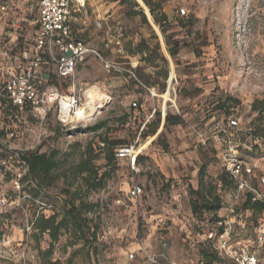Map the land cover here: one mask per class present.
<instances>
[{
  "label": "rangeland",
  "instance_id": "1",
  "mask_svg": "<svg viewBox=\"0 0 264 264\" xmlns=\"http://www.w3.org/2000/svg\"><path fill=\"white\" fill-rule=\"evenodd\" d=\"M135 1L137 5L84 0L72 13L70 25L76 37L132 72L107 71L94 55L78 67L77 87H92L101 98L93 122L67 131L52 111L39 123L26 109L0 101V161H8L6 166L0 163V264H147L143 249L166 264H202V249L210 251L215 242L207 233L221 231L217 222L223 219L231 221L229 245L254 251L264 264V242L257 241L258 232L264 230L263 215L243 209L244 195L234 198L232 185L217 183L222 146L213 126L236 118L240 139L248 146L241 154L258 162L257 175H264V0H160L166 15L164 33L148 8ZM9 7L13 20L0 24V50L8 46L11 54L18 55L31 42L34 11ZM165 36L178 41L176 55H170ZM172 67L175 78L169 85ZM42 74L46 85H61L67 92V83L56 79L52 65ZM167 90L173 102H165L163 111ZM253 101L260 102L256 109ZM153 108L152 124L138 140L137 146L143 144L140 160L132 164L114 156L108 163L103 137L133 143ZM166 112L180 114L182 122L163 126ZM94 123L101 126L94 131L79 129ZM154 124L157 131L150 135ZM193 129L208 142L199 143ZM9 130H15L16 137L9 138ZM53 149L58 150L60 165L52 183L37 188L35 179L22 178L20 189L15 188V173L23 171L19 154ZM84 149H92L98 173L106 174L100 188H86L70 173ZM202 164L204 179L217 183L223 208L217 216L195 215L191 210L195 197L191 190L197 188ZM252 182L264 192L257 176ZM134 184L141 188L138 198L130 196ZM36 198L51 203L52 213L39 210ZM70 202L84 204L79 211L84 225L62 228L51 251L45 252L50 238L39 235L32 224L39 215L67 217ZM221 260L236 264L228 257Z\"/></svg>",
  "mask_w": 264,
  "mask_h": 264
},
{
  "label": "built area",
  "instance_id": "2",
  "mask_svg": "<svg viewBox=\"0 0 264 264\" xmlns=\"http://www.w3.org/2000/svg\"><path fill=\"white\" fill-rule=\"evenodd\" d=\"M9 1L1 0V14L8 12ZM27 2L28 11H34L32 18L33 36L31 42L20 51L19 56L14 57L13 55L16 63L10 70H6L0 79V101L6 99L8 103L17 109H26L39 123L44 122L51 111L54 112L57 122L63 126L73 128L77 124L93 122L97 114L94 116H81L88 108L85 101L87 89L81 90L76 85L77 66L84 63L89 56L94 55L101 60L107 71L127 70L131 74L132 72L125 69L119 62L104 59L97 50L86 42L72 36L70 25L73 11L72 0H27ZM76 3L79 7H82L84 0H76ZM179 10L182 14H185L184 8L181 7ZM49 65L53 66L56 79L67 83V92L58 89L57 86L45 84L46 81L43 80L42 71ZM173 78H175V75H173ZM153 90L149 89L150 93L155 95L156 93ZM99 100L101 99L94 101V107L100 106ZM132 104L135 105L136 103L132 102ZM154 112L155 109L153 108L149 118ZM147 120L148 118L144 121L133 143L116 148L115 155L117 158H127L134 164L136 156L141 150L137 146L140 131ZM213 126L218 133L216 141L222 146L220 151L222 169L230 175L234 185L233 197L238 198L244 193H249L252 200L264 201V192H261L252 182L253 178L257 176L260 183L264 185V175H257L260 171V165L254 160H248L241 154V149L248 148V146L245 141L240 139L239 121L236 118L229 117L226 125L217 122ZM193 132L197 135L199 142H205L206 138L203 133L196 129H193ZM7 136L9 138L16 137L15 130H9ZM18 161L23 167V171H16L13 184L15 188L20 189V182L27 170V165L20 154ZM0 163L6 166L8 161L3 158ZM140 193L141 188L136 184L132 185L130 196L138 198ZM34 200L37 208L43 213H52L53 206L51 203L39 198ZM217 223L222 225V230L219 232L208 231L207 238L215 240L214 249L220 257H228L236 264H259L258 256L254 251L248 249L237 250L229 245L230 220L223 219ZM257 241L259 245L263 244L264 230L258 232ZM142 254L147 264H166L156 255L144 249Z\"/></svg>",
  "mask_w": 264,
  "mask_h": 264
},
{
  "label": "trees",
  "instance_id": "3",
  "mask_svg": "<svg viewBox=\"0 0 264 264\" xmlns=\"http://www.w3.org/2000/svg\"><path fill=\"white\" fill-rule=\"evenodd\" d=\"M122 3H133L136 4L135 0H118ZM141 1V0H140ZM141 3L143 6L148 8V11L153 19V21L159 25L161 31L164 33L165 29L162 27V22L165 20V13L162 11V5L160 0H142ZM145 4V5H144ZM136 11H132V14H136ZM141 18L147 21L146 14L143 9H140ZM165 44L168 48V51L171 56H174L178 52V41H171L169 36H165ZM159 46V42L155 43V47ZM145 49L148 50V46H145ZM20 53V52H19ZM18 55H14L17 57ZM17 61H19L17 59ZM260 103L259 101H253L252 107L256 109V103ZM15 107V106H14ZM16 108V107H15ZM155 114V112H154ZM154 114L150 117L152 118ZM159 114V113H158ZM148 119L142 130L140 131V136L146 135L144 128L151 126V119ZM182 122V117L180 114H172L170 112H166L164 116L163 126L171 125V124H179ZM59 125H61L58 122ZM63 126V125H62ZM101 126V123H94L91 126H87L85 130H97ZM67 131H73L74 128H70L68 126H64ZM67 127V128H66ZM78 128V127H76ZM157 125L154 124L151 127V131L148 132L150 135H154L157 131ZM147 130V129H146ZM162 131L157 135L159 136ZM139 136V137H140ZM199 142V141H198ZM208 139L205 140L204 143L199 142L201 144H206ZM102 143L107 146L106 151L104 152V158L108 163H110L115 155L116 147L119 145H127L120 144V141L115 139H109L108 137H103ZM130 144V143H128ZM217 152V148L215 149ZM58 150L53 149L50 152H39L33 151L29 153H21L20 157L23 158L27 165V170L23 176V178H31L36 180V187L39 186H48L52 183L55 178L54 170L58 168L60 165V161L57 158ZM117 158V157H116ZM141 158V155L138 153L135 161L138 162ZM96 159V155L93 153L92 149H84L79 157L78 161L73 163L70 167V173L79 177L82 183L89 189H97L102 187L106 174L98 173V169L95 166L94 160ZM120 159V158H118ZM204 164H202L198 170V182L197 188L192 189L191 192L195 195L194 198L191 199V210L195 215H201L204 212L212 213L214 216H217V211L222 208V201L220 195L217 193V183L219 182L222 186L229 185L233 186L232 179L230 175L222 169L216 179L217 183H212L211 181H206L203 177L204 174ZM244 201L242 203L243 209H248L251 211H257L258 213H262L263 218L262 221L264 223V201L252 200V196L249 193H244ZM84 206L83 203H79L75 205L74 202L69 203V207L65 210L66 216H63L60 219H56L54 215H39L34 223L32 224L33 229L37 230L39 235L46 233L50 238V244L48 249L45 252H50L53 246V242L57 240L60 230L69 226V224L76 225L81 229V226L84 225L83 218L81 217L79 211ZM201 256L203 258L202 264H221V257L217 254V251L212 247L210 251H206L202 249ZM259 259V264H262Z\"/></svg>",
  "mask_w": 264,
  "mask_h": 264
},
{
  "label": "crops",
  "instance_id": "4",
  "mask_svg": "<svg viewBox=\"0 0 264 264\" xmlns=\"http://www.w3.org/2000/svg\"><path fill=\"white\" fill-rule=\"evenodd\" d=\"M142 1V0H141ZM0 2H1V0H0ZM19 2L21 3V5L19 4ZM9 5L10 6H21V7H23V6H25V9H27L28 10V2H27V0H10L9 1V3H8V12H6V13H4V14H1L0 13V15H1V18H2V22H0V24L1 23H5V22H9V21H12L13 20V18H12V16H13V13H12V9H13V7L12 8H10L9 7ZM72 6H76L75 7V9H74V7H73V11H75L76 9L77 10H79V6H78V4L76 3V5H73L72 4ZM73 11H72V13H73ZM33 32H34V29H33ZM71 33H72V36L74 37V38H77V39H81V38H79V37H76L74 34H73V32H72V28H71ZM81 40H83V39H81ZM84 41V40H83ZM85 42V41H84ZM10 44V43H9ZM11 45V44H10ZM11 49V48H10ZM10 49H9V47L7 46V48L6 49H4V50H0V79L3 77V75H4V73L6 72V70H10L12 67H13V65H14V63H16V61L13 59V54H11L10 53ZM9 50V51H8ZM5 53H6V55H5ZM89 58V57H88ZM87 58V59H88ZM86 59V60H87ZM86 60H85V62H86ZM84 62V63H85ZM84 63H82V64H84ZM82 64H79L78 66H77V69H78V67L80 66V65H82ZM134 64H137V61H135L134 62ZM77 69H76V71H77ZM42 76H43V74H42ZM45 78H47V77H45ZM48 79V78H47ZM60 90H62V88H61V85H59V86H57ZM63 91V90H62ZM221 209H223V208H221Z\"/></svg>",
  "mask_w": 264,
  "mask_h": 264
},
{
  "label": "bare ground",
  "instance_id": "5",
  "mask_svg": "<svg viewBox=\"0 0 264 264\" xmlns=\"http://www.w3.org/2000/svg\"><path fill=\"white\" fill-rule=\"evenodd\" d=\"M137 1L140 4H142L140 0H137ZM173 75H175V73H174V70H173V67H172V68H170L169 85H172L171 79H173ZM86 93H87V96L86 97L88 99V101H87L88 108H87V110H85V112H83L81 114V116H83V117H86V116H89V115H93L94 116V115L98 114V112H99V107H94V105H93L94 104V101L96 99H101V98L99 97V95L97 94V92L95 93V91H94V89H92V87H90L89 90H87ZM164 96H165L164 102H167L169 100L173 102V97L171 98V97L168 96V90H167V92H166V94ZM88 119H90V117H88ZM142 145L143 144H141V146H139V149L142 148Z\"/></svg>",
  "mask_w": 264,
  "mask_h": 264
},
{
  "label": "water",
  "instance_id": "6",
  "mask_svg": "<svg viewBox=\"0 0 264 264\" xmlns=\"http://www.w3.org/2000/svg\"><path fill=\"white\" fill-rule=\"evenodd\" d=\"M170 71V70H169ZM174 105V104H173ZM166 109V105H165V102L163 103V111H165Z\"/></svg>",
  "mask_w": 264,
  "mask_h": 264
}]
</instances>
